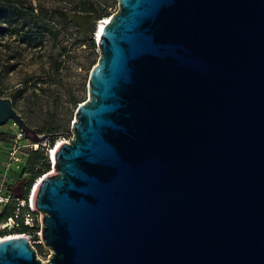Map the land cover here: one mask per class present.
I'll list each match as a JSON object with an SVG mask.
<instances>
[{"label":"water","instance_id":"water-1","mask_svg":"<svg viewBox=\"0 0 264 264\" xmlns=\"http://www.w3.org/2000/svg\"><path fill=\"white\" fill-rule=\"evenodd\" d=\"M97 45L33 194L52 256L16 237L0 264H264V0H119ZM11 121L49 141L0 97Z\"/></svg>","mask_w":264,"mask_h":264},{"label":"rangeland","instance_id":"rangeland-1","mask_svg":"<svg viewBox=\"0 0 264 264\" xmlns=\"http://www.w3.org/2000/svg\"><path fill=\"white\" fill-rule=\"evenodd\" d=\"M22 1L23 10L29 12L30 8H34L38 18H26L25 27L22 23L10 28L8 23L2 25L8 31L0 33V97L11 99L28 126L40 135H50V139L44 149L35 143L38 149L23 148L18 153L20 169L14 172L12 180L16 182L13 187L15 195L20 197L27 183L34 179L31 182L33 186L43 177H38L39 172L46 175L53 170L50 151L59 142H69L73 138L72 124L76 110L89 98V78L100 58L97 27L92 26L85 35L66 13L95 14L98 22H101L119 11V0ZM87 2L90 12L82 13L81 8ZM46 24L49 25L48 32L39 29ZM29 33L33 35V40L28 39ZM17 129L13 121L0 127V173L15 144ZM22 144H28L27 140ZM36 150H42L44 160L39 161V157L34 155ZM2 212L0 208V216ZM34 225V231L30 232L32 235L40 232L42 226L37 222ZM16 229L7 231V235H20L21 231ZM30 241L38 259L43 263L48 262L52 251L45 247L38 236H33Z\"/></svg>","mask_w":264,"mask_h":264},{"label":"built area","instance_id":"built-area-1","mask_svg":"<svg viewBox=\"0 0 264 264\" xmlns=\"http://www.w3.org/2000/svg\"><path fill=\"white\" fill-rule=\"evenodd\" d=\"M26 139L25 134L18 128L15 133V144L11 147L10 152L8 153V157L6 159L3 170L0 173V208L3 210L8 206H13L14 212L13 215L4 221L3 224H0V234L5 233L7 231L14 230L16 228H20L23 223L25 226L30 228H34L35 222L42 225L41 214L37 212L33 207V196L31 195L32 189H34L39 180L34 184L30 190V193L27 197L16 196L14 186L16 185L14 180H12V176L16 170L20 169V159L18 158V153L24 148L35 147L38 149L39 146L35 143L27 140L28 144H22ZM53 167V162H52ZM50 173V172H49ZM47 175V174H46ZM46 175H43L46 176ZM36 216V218H35ZM12 232V231H11ZM38 236L41 240V231L34 232V235L31 233L20 234V235H7V233L3 236L0 235V241L5 239H11L16 237H26L29 241L31 238ZM31 243V241H30Z\"/></svg>","mask_w":264,"mask_h":264},{"label":"trees","instance_id":"trees-1","mask_svg":"<svg viewBox=\"0 0 264 264\" xmlns=\"http://www.w3.org/2000/svg\"><path fill=\"white\" fill-rule=\"evenodd\" d=\"M23 1L22 0H15L14 2H12V0H0V33H4L6 31H8V28L15 26L18 27L19 23H22L23 27H25V23L27 22L26 18H33L34 20H36L38 18L37 15H35L34 13V8H30V11L25 12L26 10H23ZM82 13H89L90 12V4L89 2L84 3L82 8ZM62 16L65 20H67V17L65 16L64 12H62ZM110 18V17H108ZM8 23V28L3 27L2 25ZM21 27V26H20ZM23 27H21L23 29ZM43 31L48 32L49 31V25H43V27L39 28ZM33 35L31 33L28 34V39L33 40ZM50 136V135H49ZM50 139V138H49ZM51 144H54V141L51 142ZM44 145H41L40 149H44L43 148ZM34 155L39 157V161L40 160H44L43 157V153L42 150H36V152H34ZM46 169L49 170V166L46 167ZM47 170V171H48ZM42 172L38 173V177H41ZM34 181V179L32 180ZM31 181V182H32ZM31 182L27 183L24 187V193H23V197H27L30 193L31 190ZM10 208H12L13 210H11ZM14 212V208L13 206H8L5 209H3V214L0 216V223L2 221L7 220L8 218H10L13 215ZM21 230H17V231H21V234H28L30 232H33L35 228H30L28 226H25L23 223L20 226ZM19 229V228H18ZM36 231V230H35ZM6 233V232H5ZM5 233H1L0 235L3 236L5 235Z\"/></svg>","mask_w":264,"mask_h":264},{"label":"bare ground","instance_id":"bare-ground-1","mask_svg":"<svg viewBox=\"0 0 264 264\" xmlns=\"http://www.w3.org/2000/svg\"><path fill=\"white\" fill-rule=\"evenodd\" d=\"M108 20H109V18L105 19L104 21H101V22H98L99 20L96 21L95 26L97 27V40H98L100 33L102 32V30L105 27V24L107 23ZM54 155H55V149H52L50 151V154H49L51 162H53L52 159H53ZM34 191H35V188L32 190V194H31L32 196L34 194Z\"/></svg>","mask_w":264,"mask_h":264}]
</instances>
